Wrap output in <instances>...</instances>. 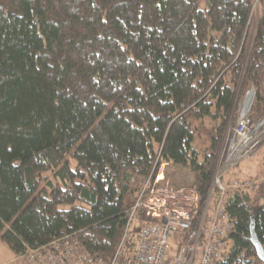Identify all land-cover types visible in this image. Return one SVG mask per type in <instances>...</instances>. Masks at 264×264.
I'll return each instance as SVG.
<instances>
[{
	"label": "trees",
	"instance_id": "1",
	"mask_svg": "<svg viewBox=\"0 0 264 264\" xmlns=\"http://www.w3.org/2000/svg\"><path fill=\"white\" fill-rule=\"evenodd\" d=\"M256 1L0 0V238L15 256L67 239L132 264L125 200L163 178L165 163L198 174L207 199L251 86L253 117L264 119ZM248 192L226 201L234 230L215 264H263L248 239L257 213L264 245V203ZM201 212L181 238H196Z\"/></svg>",
	"mask_w": 264,
	"mask_h": 264
},
{
	"label": "built area",
	"instance_id": "2",
	"mask_svg": "<svg viewBox=\"0 0 264 264\" xmlns=\"http://www.w3.org/2000/svg\"><path fill=\"white\" fill-rule=\"evenodd\" d=\"M255 93L253 90L248 93L246 102L238 108L237 124L224 141L210 194L205 201L198 191L199 181L193 187L176 188L169 179L158 182L156 178L154 184L149 183L128 209L130 219L125 238L136 224L140 226L132 264H215L223 259L234 230V224L226 213V201L233 190L258 188V183L252 180L234 181L231 186L223 180L243 160L252 158L264 142V122L258 124L251 113ZM214 192L218 197L210 209ZM200 208L202 218L196 238H181L192 229L195 214L200 212ZM172 241H177L179 246L173 249ZM115 260L112 264H116ZM7 264L111 263L94 258L80 243L66 239L56 240L44 248L28 249Z\"/></svg>",
	"mask_w": 264,
	"mask_h": 264
},
{
	"label": "rangeland",
	"instance_id": "3",
	"mask_svg": "<svg viewBox=\"0 0 264 264\" xmlns=\"http://www.w3.org/2000/svg\"><path fill=\"white\" fill-rule=\"evenodd\" d=\"M261 8L259 5V0L256 1V5H255V14L253 16L252 19V26L255 24V20L258 19L259 15L261 14ZM249 90L240 98V101L238 103V108L244 105V103L246 102V98L248 96V93H251V91L253 90L254 92H256V88H254V86H251L250 88H248ZM257 92L255 93V95L252 98V107H251V111L253 108V105L255 103V98H256ZM240 107V108H241ZM237 108V111H238ZM252 113V117H253V111ZM237 115L238 112L235 116V124L230 125V127L227 129L226 132V137L230 135L231 131L235 128L236 126V120H237ZM258 124H261L262 122H264V119L261 121H258L256 119H254ZM211 127V125H210ZM199 130L198 134H197V142H196V147L198 148V150L200 151V155H201V160H204V154H206L209 151V145H210V139L209 136L206 135L207 130H208V124L206 125V127L202 128ZM264 129V128H263ZM224 139V141H225ZM223 144L224 142L221 144V150H220V154L221 151L223 149ZM219 154V157H220ZM73 164V168L75 169V167L77 166L76 162H72ZM182 168V167H181ZM180 167H173L172 164H167L165 163L164 166L161 168V172L160 174H164L167 176V179H169V181L172 182L173 177H177V176H181L183 175L186 178V182L188 183V185H179L178 187L182 188V187H193L194 185H196L195 183H197V178H199V175L190 171V170H185V169H181ZM216 173V172H215ZM48 179L54 183L57 184V180L54 178L53 174L52 175H47ZM187 176H189V178H187ZM182 179V178H181ZM224 179L226 180L227 184H229L231 186V184H233L234 181H240L243 182L244 180H252V181H256L258 183V188L252 189L251 191H249V195L251 197V199L254 201L255 206H259L261 204L264 203V142L262 143V146L254 153L253 157L247 160H243L242 163L238 164L235 168L232 169V171H230L225 177ZM183 180V181H184ZM184 181V182H185ZM233 192V191H232ZM232 194V193H231ZM214 202V195L211 199V206L210 209L213 205ZM136 224V223H135ZM134 224V225H135ZM140 229L139 224H136L133 227V230L131 231V233H138ZM178 242L175 243L174 241H172V248H176L178 247ZM172 254L174 253V251L171 252ZM14 253L13 251L9 248L8 245H6L0 238V264H7L10 263L13 259H14Z\"/></svg>",
	"mask_w": 264,
	"mask_h": 264
},
{
	"label": "water",
	"instance_id": "4",
	"mask_svg": "<svg viewBox=\"0 0 264 264\" xmlns=\"http://www.w3.org/2000/svg\"><path fill=\"white\" fill-rule=\"evenodd\" d=\"M256 218H257V213L254 214L251 218V227H250V238L248 239L252 245L255 247L256 250V255L259 257V259L263 262L264 264V245H262L259 235L256 233Z\"/></svg>",
	"mask_w": 264,
	"mask_h": 264
},
{
	"label": "crops",
	"instance_id": "5",
	"mask_svg": "<svg viewBox=\"0 0 264 264\" xmlns=\"http://www.w3.org/2000/svg\"><path fill=\"white\" fill-rule=\"evenodd\" d=\"M173 167H175L174 165H173ZM176 167H180V166H176ZM181 168V167H180ZM182 169V168H181ZM160 177V176H159ZM182 178V179H181ZM187 178H189V176H187ZM186 180V178L183 176V175H181V176H177L176 178L175 177H173V179H172V185H173V187H178L179 185L181 186V185H188V183L185 181ZM165 180H167V176L166 175H164L163 176V178H158V182H165ZM185 182H184V181ZM197 181H198V178H197ZM138 197L137 196H128L127 198H126V200H125V206H127L129 209L132 207V205L136 202V199H137ZM15 256V255H14ZM16 257V256H15ZM14 257V258H15Z\"/></svg>",
	"mask_w": 264,
	"mask_h": 264
}]
</instances>
